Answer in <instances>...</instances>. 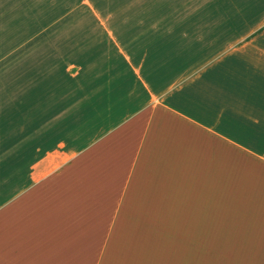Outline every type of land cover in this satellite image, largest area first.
Here are the masks:
<instances>
[{
  "label": "crops",
  "instance_id": "0c3cea01",
  "mask_svg": "<svg viewBox=\"0 0 264 264\" xmlns=\"http://www.w3.org/2000/svg\"><path fill=\"white\" fill-rule=\"evenodd\" d=\"M178 1L0 0V264H264V0Z\"/></svg>",
  "mask_w": 264,
  "mask_h": 264
},
{
  "label": "rangeland",
  "instance_id": "374dc122",
  "mask_svg": "<svg viewBox=\"0 0 264 264\" xmlns=\"http://www.w3.org/2000/svg\"><path fill=\"white\" fill-rule=\"evenodd\" d=\"M183 1H184V3H183ZM197 1H200V0H197ZM201 1H203V0H201ZM161 2H162V0H154V6L159 7L161 5L160 4ZM178 2L181 5H182V3L184 4V12L178 13L177 15L175 13H173V15L176 17V19L177 18H182V17L188 15V12L191 11V9H193L192 8L193 7V4L192 5H189L190 0H181V1H178ZM198 5H200V4H198ZM143 16L145 18H147L149 21L153 22V21H159V20H167V18L170 17V14H167V13L161 12V11H157V12H153L152 14L143 15ZM175 31H177V30H175ZM186 32L187 33H189V32H192L193 33L192 30L191 31L189 30V31H186ZM194 32H195V35L196 36H199L201 38L202 37H206V38L212 37V36H214V32H216V37L217 38L222 37L223 34H224V30L211 31L208 28H203V27H201V28H195ZM138 35H140L142 38H149V31L148 30H138Z\"/></svg>",
  "mask_w": 264,
  "mask_h": 264
}]
</instances>
